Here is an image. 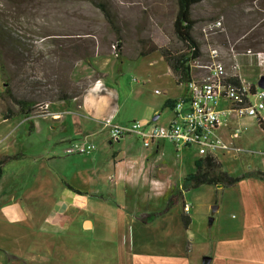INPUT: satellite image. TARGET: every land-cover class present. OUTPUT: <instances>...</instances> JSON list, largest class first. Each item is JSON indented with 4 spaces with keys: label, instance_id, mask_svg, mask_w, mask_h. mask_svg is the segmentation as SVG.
<instances>
[{
    "label": "crops",
    "instance_id": "crops-1",
    "mask_svg": "<svg viewBox=\"0 0 264 264\" xmlns=\"http://www.w3.org/2000/svg\"><path fill=\"white\" fill-rule=\"evenodd\" d=\"M97 55L99 54L95 53L93 56ZM97 61L95 58L92 61H77L69 73L72 83L90 80L80 97L73 98L70 102L60 100L45 103L47 111L51 104L55 107L51 113L60 116L58 119L21 116V121L13 122V119L3 120L4 114L0 112V125L3 126L0 135V160L16 154L23 155L16 161L26 158L25 143L19 141L15 133L17 130L24 133L27 128L25 126L32 117L40 118L31 122L27 128L33 134L44 135L47 127L52 132H61L55 138L51 134H45L38 142L43 146L44 152L34 158L39 178L46 177L56 185L53 187L54 200L44 198L46 192L43 190L36 192V189L24 187L29 165L9 161L1 167L0 264H47L49 252L46 251L47 255L42 252L43 249L53 248L54 243L42 246L41 241L67 242V234H74V230L101 240L115 237L116 240H123L125 237L135 244L148 239L160 242L171 240L175 234L171 240L173 242H168L166 250L161 252L148 250L145 248L147 246L140 249L133 247L128 264H264V180L253 176L255 172L262 171L247 173L245 179L231 187L235 190L234 198L243 211L241 228H237L241 232L237 231L233 235L223 233L212 242L210 240L209 244L203 243L206 249L202 247L200 257L193 258L185 249L188 242L186 232L192 225V205L184 201L182 193L185 190H182L181 185L194 171L182 170L183 159L180 162L175 160L179 150L171 142L161 140L152 143L142 152L134 151L132 144L141 143L137 136L129 135L112 143L107 130L101 125L104 122L126 125L139 121L165 127L172 118V111L166 107V102L185 96L186 88L175 83L169 67L161 57H137L130 60L125 68V73H133L138 78L135 79L136 86L129 83L125 89L132 102L126 108L124 102L120 103L119 91L104 82V78L116 68L108 59L99 63ZM158 81L165 85L167 100L149 99L146 96L148 87ZM180 86L183 91H180ZM173 90L177 92L176 98L169 96ZM154 92L159 93L157 90ZM3 94L4 91L0 92L1 101L4 100ZM73 103L77 104L76 108ZM6 108L8 106L5 110ZM166 110L171 111L170 117L159 122ZM156 117L157 120L153 121ZM259 119L264 124V112L257 118L234 120L229 126L245 128L234 141L245 151L261 152L264 149V132L258 126ZM48 120L51 122H47ZM45 123L46 127H42ZM229 128H218L216 133L227 140ZM82 139L95 145L92 153L72 155L73 157L65 154L72 141ZM257 142H261L260 148L257 147ZM28 145L32 146L34 143ZM241 157L242 155L234 159L227 153L215 156L222 170L231 177L241 175L237 173V167H229V163H237ZM199 158L201 157L194 160ZM11 166L13 167L8 170L7 167ZM68 167L70 171L66 179L54 171ZM156 168L159 171L157 175L154 174ZM214 187L220 191L227 189L220 185ZM173 193L178 195L173 206L180 202L182 208L184 205L189 207L188 230L183 228L178 212L171 216V208L166 210L167 197ZM216 202L210 207L209 226L215 221L213 217L220 208ZM79 217H83L82 226L76 225ZM56 248L59 253L60 249ZM64 253L66 252L62 255Z\"/></svg>",
    "mask_w": 264,
    "mask_h": 264
},
{
    "label": "rangeland",
    "instance_id": "rangeland-1",
    "mask_svg": "<svg viewBox=\"0 0 264 264\" xmlns=\"http://www.w3.org/2000/svg\"><path fill=\"white\" fill-rule=\"evenodd\" d=\"M94 1L106 6L120 31L122 56L119 72H117L119 63L115 58L116 35L105 21L101 11L92 2L88 0H23L18 11L12 12L10 5L4 0H0V14L6 15L2 25L10 37L16 38L20 42L17 51L12 49L10 43H8V47L0 48V60L4 67L3 76L5 77L3 79L0 67V92L4 91V80H7L8 88L13 96L16 99L32 102L35 109L39 105L52 102L50 96L57 92L53 80L59 78L61 74V83L66 84L69 81L72 89L79 88L83 84L89 85L88 80L72 83L69 79L68 65L72 61L73 53L69 51L68 47L74 43L82 44L78 42L81 40L95 45V53L99 55L92 56L91 61L95 58L99 63L101 60L108 59V62L113 64L116 69L111 75L104 78V82L119 91L120 103L124 102L126 108L132 105L127 96L128 90L125 89L129 83L136 86L135 79L138 78L133 73H125V68L130 64V60L142 57L138 55L139 52L150 46L170 49L181 48V44L172 30L177 11L176 0ZM191 15L197 21L192 36L198 43L203 56L207 45L219 47L224 55L230 54L231 48L237 54L246 51L264 53V0H203L192 7ZM218 19L222 21L220 31L207 32L206 34L202 32L205 26ZM224 44L229 47V50L221 48ZM18 53L21 54L18 55ZM146 56L160 58L159 52H153ZM92 66L95 65L92 63ZM77 74L78 71H76ZM155 90L159 93L155 94ZM180 91H183L182 86H180ZM176 93L173 90L169 96L176 98ZM146 96L149 99H168L165 85L161 81L149 86ZM3 99L0 100L1 113H5L6 106L13 109L14 112L17 111L5 95ZM70 101L71 99L67 102ZM73 104V107L76 108L77 104ZM73 107L71 108L73 109ZM48 110L51 113L55 107L51 104ZM170 112L166 110L159 122L167 120L172 113ZM12 119L13 122H18L22 120V117L17 115ZM38 120L40 118H30V122L25 127L28 128L31 122ZM47 122L51 121L48 120ZM42 127H46V123ZM27 128L24 133L21 130H17L15 133V137L25 143L26 158L14 162V164L30 166L27 170V177L24 178L26 189H36V192L43 190L46 192L44 198L54 200L55 189L53 187L56 185L46 177L39 178L34 158L44 152L43 146L38 142L45 134H51L55 138L61 132H59L60 130L52 132L50 127H47L44 135H35ZM2 129L3 126L0 125V135ZM18 136L20 137L18 138ZM75 142H79V140H74L71 144ZM29 143H34V145L29 146ZM256 145L260 148L261 142H257ZM132 148H135L134 151L140 150L142 152L145 150L140 142L133 143ZM178 152L177 157H174L179 162L180 159L181 161L183 159L182 170L194 171L193 160L199 156L197 149L194 146L183 147ZM252 152L254 154L242 155L241 160L237 163H229V167L231 169L237 167V173L244 175L257 170L262 171L264 164L258 155L259 150H252ZM194 161L196 162V160ZM12 167H7V169L10 170ZM54 171L61 178L66 179L70 167L63 170L61 168L55 169ZM154 174H159L157 168L154 169ZM234 193L235 190L231 187L225 191H220L214 186L206 185L196 189H187L182 193L184 201L192 205V225L189 230L190 225L185 229L188 230L186 232L188 242L185 249L193 258L200 257L202 247L206 249L203 243L209 244L210 240L212 242L213 239L223 233L241 232L237 228H241L244 216L241 206L237 204L234 198ZM35 196L39 197V194L35 193ZM170 197L169 195L167 200ZM215 202L217 206L220 205V208L213 217L215 221L209 226L210 207L214 206ZM175 212H178L179 217L182 214L187 215L180 202L177 206L171 207L170 215L173 216ZM82 218L77 219L76 225H83ZM67 235V242L41 241L42 246L54 243L53 248L43 249V254L47 255L46 251L49 252L47 264H128L127 261L132 254L133 247L140 249L142 246H147L145 248L148 250L161 252L166 250L167 243L173 242L171 240L175 236L174 234L171 240L166 239L162 242L148 239L135 244V242L126 240L125 237L123 240H116V237L101 240L85 233L79 234L75 230L74 234L71 232ZM158 239L160 240V238ZM56 246L60 249L59 253H57ZM63 252H66L65 255H62Z\"/></svg>",
    "mask_w": 264,
    "mask_h": 264
},
{
    "label": "built area",
    "instance_id": "built-area-1",
    "mask_svg": "<svg viewBox=\"0 0 264 264\" xmlns=\"http://www.w3.org/2000/svg\"><path fill=\"white\" fill-rule=\"evenodd\" d=\"M221 29L222 21L218 19L205 26L202 32L206 34ZM230 51L224 55L219 47L207 45L204 56L201 54L189 63L191 78L186 84V95L173 105L172 118L167 126L138 121L126 125L104 122L101 125L107 130L110 142L117 143L126 136L135 135L145 149L154 142L165 140L171 142L176 150L194 146L201 158H215L218 154L227 153L236 159L240 155L254 154L234 142L245 128L229 126L234 120L257 118L264 112V90L258 87V81L264 77V53L246 51L237 54L232 48ZM35 110L39 112L32 116L60 117L48 112L45 104ZM218 128H229L227 140L216 133ZM94 150L92 142L82 139L70 144L65 154L84 156ZM258 155L264 164V149ZM183 211L188 213L189 207L184 205Z\"/></svg>",
    "mask_w": 264,
    "mask_h": 264
},
{
    "label": "trees",
    "instance_id": "trees-1",
    "mask_svg": "<svg viewBox=\"0 0 264 264\" xmlns=\"http://www.w3.org/2000/svg\"><path fill=\"white\" fill-rule=\"evenodd\" d=\"M5 3L10 5V9L12 12H17L20 8L21 4L23 3V0H4ZM93 3L103 14V17L111 30L116 35V59L119 63L117 72L120 71V64H121V40H120V31L118 27L115 25V21L111 15V12L104 6L102 3L95 2L94 0H88ZM203 0H176L177 4V11L175 14V18L173 21V34L178 40V42L181 44L180 49H170V48H158L156 46H150L146 50L139 52V56H146L153 52H159L160 57L164 61V63L169 67L175 83L177 85H183L186 88V84L188 83L189 79L191 78V72L189 69V63L193 60L200 57L201 52L198 43L195 41V39L192 36L193 29L197 23L196 20L192 18L191 15V9L193 6L201 3ZM6 19V15L0 14V48L8 47V43L12 45V49L17 51L19 48V40L16 38L10 37L5 29L2 23ZM245 40V39H244ZM76 42V41H75ZM79 43H74L70 45L69 51L73 53L72 61L68 65V72H70L74 66V64L77 61L83 60L86 61L90 59L95 54V45H91L88 42H84L79 40ZM221 48H224L226 50H229V47L227 45H222ZM21 53H18L20 55ZM0 67H1V74L3 79L5 77L3 76V64L0 60ZM59 74V73H58ZM61 74V73H60ZM68 74V73H67ZM66 74V78H67ZM62 74L59 75V78L57 77L55 80H53V83L56 84V93H53L52 96H50L51 101H60V100H70L73 98L80 97L85 89L87 88V84H83L79 88H73L70 86V82H66V84L61 83ZM90 82V81H87ZM5 83V89L4 94L9 100L10 104L13 105L17 109L16 112H14L13 109L6 108L4 115L2 116L3 120H11L14 116H22L23 118H27L28 116H32L34 113H36L38 110H35L33 108L34 105H32V102L22 99H16L13 94L10 92V89L8 88V82L7 80H4ZM184 97V96H183ZM182 97V98H183ZM177 100L173 101H167L166 107L169 109H172L173 105L175 104ZM39 112V111H38ZM258 126L259 128L264 132V124L261 121V119L258 120ZM22 154H16L12 156H5L0 160V177H1V167L4 166L9 161H16L22 158ZM254 177L258 179L264 180V174L261 172H255L253 174ZM247 175L241 174L236 177H231L228 175L225 171L222 170L219 162L216 158L213 157H202L199 158L195 162V168L194 172L190 175H188L184 180L182 184V190L187 189H196L200 186L206 185V186H222L224 188L232 187L236 185L238 182L245 179ZM67 188H69L71 191L78 193L77 191L73 190L71 187L66 185ZM177 194H172L170 199H168V202L166 204V210L170 209L175 203H176V197ZM182 226L184 229H187L190 225V219L188 215L182 214L181 217Z\"/></svg>",
    "mask_w": 264,
    "mask_h": 264
},
{
    "label": "water",
    "instance_id": "water-1",
    "mask_svg": "<svg viewBox=\"0 0 264 264\" xmlns=\"http://www.w3.org/2000/svg\"><path fill=\"white\" fill-rule=\"evenodd\" d=\"M258 87L262 90H264V77H261L260 80L258 81ZM157 120V117L154 118L153 121H156Z\"/></svg>",
    "mask_w": 264,
    "mask_h": 264
}]
</instances>
